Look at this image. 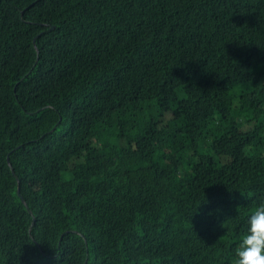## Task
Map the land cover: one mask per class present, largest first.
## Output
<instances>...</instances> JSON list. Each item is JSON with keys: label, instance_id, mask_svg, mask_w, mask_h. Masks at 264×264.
Segmentation results:
<instances>
[{"label": "trees", "instance_id": "16d2710c", "mask_svg": "<svg viewBox=\"0 0 264 264\" xmlns=\"http://www.w3.org/2000/svg\"><path fill=\"white\" fill-rule=\"evenodd\" d=\"M264 202V0H0V264H233Z\"/></svg>", "mask_w": 264, "mask_h": 264}, {"label": "clouds", "instance_id": "9594fccd", "mask_svg": "<svg viewBox=\"0 0 264 264\" xmlns=\"http://www.w3.org/2000/svg\"><path fill=\"white\" fill-rule=\"evenodd\" d=\"M233 264H264V202L249 209L245 230L235 248Z\"/></svg>", "mask_w": 264, "mask_h": 264}]
</instances>
